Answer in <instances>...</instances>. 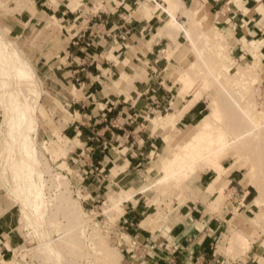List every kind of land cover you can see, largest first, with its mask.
<instances>
[{
  "label": "crops",
  "instance_id": "obj_1",
  "mask_svg": "<svg viewBox=\"0 0 264 264\" xmlns=\"http://www.w3.org/2000/svg\"><path fill=\"white\" fill-rule=\"evenodd\" d=\"M33 1L35 20L57 21L64 40V60L50 91L55 97L51 110L60 137L69 140L65 162L78 180L83 202L95 209L119 188L131 194L120 204L124 259L131 264L238 262L228 254L238 250L230 248L229 237L234 230L245 231L238 224L243 214L264 210L254 203L257 189L240 171L224 175L218 188L209 191L217 173L201 172L190 197L160 219L145 194L144 172L165 151V138L173 129L197 124L206 110L203 101L189 105L193 99L182 100L179 110L187 108L175 128L154 130L155 118L176 113L177 70L186 44L185 31L168 26V3ZM181 1L186 8L196 5L213 15L228 37L232 57L240 63L258 62L264 73V0ZM175 17L186 27L182 10ZM1 230L0 224L4 264L11 249ZM255 249L253 245L247 251L249 258Z\"/></svg>",
  "mask_w": 264,
  "mask_h": 264
},
{
  "label": "rangeland",
  "instance_id": "obj_2",
  "mask_svg": "<svg viewBox=\"0 0 264 264\" xmlns=\"http://www.w3.org/2000/svg\"><path fill=\"white\" fill-rule=\"evenodd\" d=\"M33 7V0H0V224L2 240L11 249L10 261L4 264H131L123 257L124 235L118 227L123 213L120 204L128 192L124 195L119 188L93 209L83 202L78 180L71 177L65 162L69 140L60 137L55 127L51 110L55 97L50 92L64 60V40L58 22L35 20ZM174 8L175 14L182 10L186 15V27L176 17L168 26L188 32L177 70L176 97L184 91L180 102H187L200 95L205 115L216 101L215 124L223 126L229 141L222 153L226 174L238 170L248 181L247 169L240 167L254 162L255 178L263 185L264 130L261 141L260 134L250 141L233 139L251 124V115L264 123L263 69L258 63H240L232 57L227 35L202 7L186 8L180 0ZM180 77H188L191 90ZM181 110L177 105L176 112ZM153 124L154 130L165 129L154 120ZM193 129H173L165 138L166 148L171 146L172 153L180 150ZM163 154L148 165L143 179L148 202L159 219L190 197L201 173L182 181L157 182L163 176ZM222 192L223 188L218 197ZM249 215L243 214L238 223L245 231H233L249 241L246 247L230 245L238 249L228 250L231 260L238 261L234 264H264V225L260 223L264 210ZM253 245L256 249L249 258L247 251Z\"/></svg>",
  "mask_w": 264,
  "mask_h": 264
},
{
  "label": "bare ground",
  "instance_id": "obj_3",
  "mask_svg": "<svg viewBox=\"0 0 264 264\" xmlns=\"http://www.w3.org/2000/svg\"><path fill=\"white\" fill-rule=\"evenodd\" d=\"M164 1L166 3H168V6H169L168 11L172 16L171 17L172 19H170L169 23L172 21H175V8H174V6L180 0H164ZM160 5H162V4H160ZM143 6H145V5H143ZM165 7H167V6H165ZM33 11L36 12L37 9L35 7H33ZM147 14H148V12H147ZM149 16H150V14H149ZM53 19H56V18L54 17ZM166 23H168V22H166ZM197 23H199V22H197ZM160 29H162V28H160ZM184 30L186 33H188L186 29H184ZM255 63H258V62H254V64ZM254 64H251V65H254ZM180 78H178V79L180 80ZM187 81H188V77H187V79L184 77L181 78V82L183 83V85H187L185 88L189 89L190 84H188ZM189 90H191V88ZM183 95H184V91H180L178 97L176 98L175 104H174L175 107H177V105L179 104ZM199 99H200V95L199 96L196 95L194 97V99L191 101V103L196 102ZM210 106L212 109L211 113L204 115V117H202V119L197 124H194L192 126L195 129H193L187 135V140L184 144H182L180 150H178L175 153H172L171 146H168L165 149L164 154L162 155V157L160 159L161 165H162L163 176L160 180H157V182L158 181H160V182L168 181L170 179H174L176 181H182V180H185L186 178L190 177L191 175H197V173H199V172L214 171V173H217L216 174L217 177L210 183V185L206 188V190L209 191V190L218 188V186L222 180V177L224 175H227L226 174L227 169L223 165L222 153H223V151H225L224 149L228 146L229 141L225 137L226 133H225L223 126H217L215 124L216 118H218V106L216 104V101H213V103L211 102ZM183 110L176 112V113L174 112V114H168V115L166 114V116H164V117L159 116L155 119L153 118L154 123L155 124L161 123L165 127V131H168L175 126V123L178 119H180L181 112ZM254 119L252 118V115H251V117H249V121L251 124L248 127H246L243 131H240L235 135V137L233 138L235 141H242L243 139H248L250 141V139H255L256 137H258V135L262 132V130H264L263 129L264 123L258 122ZM262 138H263V136H262ZM260 141H261V134H260ZM249 159L253 162L251 157ZM251 161H249V162L251 163ZM254 161H255V159H254ZM255 167H257V166L254 164V162H253V165H248V166H247V163H245V164L241 165L240 169H243V168L247 169V172H246L247 178L246 179H248V182L251 185H253V187H255L258 191V196H256L255 199L253 198L254 203L257 206H260V204L264 200V186H263L264 184L262 185V183L259 182L255 178V171H256ZM144 189L146 191V188H144ZM221 189L222 188H220V191H221ZM128 195H129V197L131 196V194L129 192H128ZM73 204H75V203H73ZM71 206L73 207L74 205H71ZM80 206L82 208V205H80ZM75 208H76V206H75ZM74 209H73V211H74ZM229 243L233 247L234 246L246 247V245L249 243V241L243 234L236 232L232 235V237H229ZM5 262H8V261H5Z\"/></svg>",
  "mask_w": 264,
  "mask_h": 264
}]
</instances>
